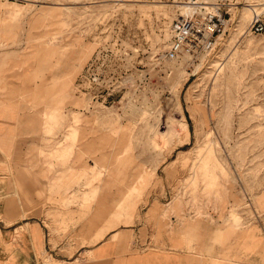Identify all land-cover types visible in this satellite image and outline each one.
<instances>
[{
  "label": "rangeland",
  "instance_id": "obj_1",
  "mask_svg": "<svg viewBox=\"0 0 264 264\" xmlns=\"http://www.w3.org/2000/svg\"><path fill=\"white\" fill-rule=\"evenodd\" d=\"M193 1L220 13L224 32L211 52L169 60L172 22ZM257 19L264 25V0H0V25H20L0 47L23 53L26 44L29 80L54 70L67 88L79 74L80 92L102 103H92V125L101 119L96 149L111 165L75 168L77 177L97 181L78 188L81 207L99 204L107 186L109 222L131 225L146 211L155 240L169 223L197 224L188 250L211 244L216 226L236 224L229 239L245 240L264 264V29L254 31ZM67 98L83 105L72 92L60 100ZM74 112L79 142L86 131L78 128L90 125ZM73 198L56 201L50 216L60 239L71 223L61 211L79 206Z\"/></svg>",
  "mask_w": 264,
  "mask_h": 264
},
{
  "label": "crops",
  "instance_id": "obj_2",
  "mask_svg": "<svg viewBox=\"0 0 264 264\" xmlns=\"http://www.w3.org/2000/svg\"><path fill=\"white\" fill-rule=\"evenodd\" d=\"M19 27L0 25V46L7 37H16ZM16 51L0 47V264H46L44 257L56 261L51 264H262L251 256L245 240L229 239L228 231L236 224L216 226L211 244L197 242L188 250L186 236L197 224L169 223L155 240L146 211L131 225L109 222L107 186L97 197L99 204L81 207L78 188L86 184L88 189L97 181L77 177L75 168L111 165L96 149L97 135L104 132L101 119L95 128L92 121L98 112L89 96L78 90L79 74L67 88L64 81L52 78L54 70L41 80H29L26 44L23 53L11 54ZM64 87L67 90L60 93ZM67 92L82 97L83 105L73 106L70 98L60 100ZM74 111L84 114L90 125L78 128L86 131L79 142L72 129L79 125ZM79 145L83 155L77 158ZM106 182L101 177V185ZM71 194L79 206L67 205L61 211L71 223L60 239L62 233L51 232L48 224L60 208L56 201L70 199Z\"/></svg>",
  "mask_w": 264,
  "mask_h": 264
},
{
  "label": "built area",
  "instance_id": "obj_3",
  "mask_svg": "<svg viewBox=\"0 0 264 264\" xmlns=\"http://www.w3.org/2000/svg\"><path fill=\"white\" fill-rule=\"evenodd\" d=\"M201 9H195L190 15L172 22V38L165 53L167 59H176L184 52L194 53L196 50L211 52L215 48L218 35L224 32L225 19L218 12L201 11ZM253 28L255 32H261L264 25L257 19L253 23ZM89 98L92 106L102 104L93 100L95 97L91 95Z\"/></svg>",
  "mask_w": 264,
  "mask_h": 264
},
{
  "label": "bare ground",
  "instance_id": "obj_4",
  "mask_svg": "<svg viewBox=\"0 0 264 264\" xmlns=\"http://www.w3.org/2000/svg\"><path fill=\"white\" fill-rule=\"evenodd\" d=\"M191 3H192V6H191L192 9L188 10V11H187L185 14H183L181 17L186 16V15H190L191 13L194 12L195 9L202 8V5H201V3H200L199 1H193V2H191ZM210 4L215 5V3H210ZM204 7H205V6H204ZM215 7H216V6H215ZM184 8L186 9L187 7L184 6ZM207 8H212V7H205V9H207ZM188 9H189V7H188ZM207 10L213 12L212 10H209V9H207ZM177 19H178V18H177ZM197 51H198V50L194 51V53L197 52ZM190 54H191V53H186V52H184V53L180 54L179 56H181V55H182V56H183V55L191 56ZM179 56H178V57H179ZM181 136H183V134H182Z\"/></svg>",
  "mask_w": 264,
  "mask_h": 264
}]
</instances>
